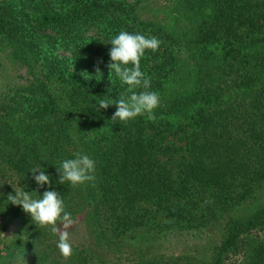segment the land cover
Returning a JSON list of instances; mask_svg holds the SVG:
<instances>
[{
  "label": "trees",
  "instance_id": "trees-1",
  "mask_svg": "<svg viewBox=\"0 0 264 264\" xmlns=\"http://www.w3.org/2000/svg\"><path fill=\"white\" fill-rule=\"evenodd\" d=\"M59 1L0 0V53L31 78L0 94V183L39 195L60 192L72 216L81 217L89 247L73 246L64 258L57 235L8 204L12 193L3 191L0 229L11 227L19 253L0 242V264H116L109 254L120 253L127 240H145L143 230L155 219L172 230L198 211L234 209L255 194L264 183V0H177L176 19L191 24L178 32L175 24L167 30L141 19L135 5L118 0ZM91 30L102 43H88ZM121 30L161 41L141 60L160 94L154 120L138 116L125 124L112 122L115 106L95 111L103 96L126 94L108 66L88 75L40 58L62 42L86 66L94 67L88 56L108 65L107 44ZM243 91L251 96L246 103ZM77 152L95 159L94 184L60 185L55 166ZM39 166L52 178L51 189L38 187L29 173ZM263 228L264 208L232 221L216 263L241 236ZM21 239L24 246L16 243ZM187 262L153 256L126 264ZM244 264H264V239L247 249Z\"/></svg>",
  "mask_w": 264,
  "mask_h": 264
},
{
  "label": "rangeland",
  "instance_id": "rangeland-1",
  "mask_svg": "<svg viewBox=\"0 0 264 264\" xmlns=\"http://www.w3.org/2000/svg\"><path fill=\"white\" fill-rule=\"evenodd\" d=\"M36 1V0H31ZM55 6H60L59 0H50ZM126 5H135L137 14L141 19L154 21L156 24L166 26L170 30L174 29L176 25V32L180 29H187L190 27V23L187 19L177 20L176 1L177 0H118ZM28 3V2H27ZM123 4V5H124ZM177 34V33H175ZM88 43L98 42L102 43V39L98 36L95 30H91L86 35ZM71 50L67 48L62 42H55L47 46L41 53L40 58L49 57L62 60L61 70L64 69H80L88 75H95L97 71H101L102 68L108 66L105 62L101 61L97 57L88 56L87 60L94 64V67H88L82 63L81 60H77L73 57ZM145 56L142 58L145 60ZM85 58V57H84ZM96 58V59H95ZM91 63V64H92ZM26 68L21 67L16 62L12 61L6 53H0V94L3 95L10 88L27 85L31 80L28 79ZM96 71V72H95ZM28 79V80H27ZM232 85V84H230ZM229 91H236L232 88ZM242 103L248 102L250 99V93L248 91L242 92ZM228 99V94H226ZM240 97V96H238ZM240 100V101H241ZM178 115L173 113L170 117V122L173 125L181 123ZM166 136V135H165ZM168 137V136H167ZM172 136H169L167 141L176 143ZM178 145H182L178 143ZM8 191L14 195V190L3 183H0V192ZM204 208V205H201ZM264 208V183L259 185L255 189V194L248 197L241 202V205L234 207V209H206V212H196V217L188 222H183L174 229L170 230L163 226V223H159L157 219L152 221L151 226H147L143 230L142 236L146 237L145 240L140 238H133L126 241L123 249L120 253L109 254L108 259L111 258L116 264H126L128 262L135 261L137 258L143 257H170V258H186L189 259V264H217V254L219 246L227 234L229 224L236 219H245L253 212ZM76 224L70 229L72 245L76 247H89L88 239L86 236V230L81 223V217L76 220ZM16 238L15 234L10 228L0 229V242L4 245H8L14 251L12 253L18 254V248L12 244ZM264 239V228L256 229L240 237L237 246L222 254L220 264H244L247 249L252 243ZM15 243V242H14ZM22 243V239L16 242ZM23 257V255H22ZM186 262V261H185Z\"/></svg>",
  "mask_w": 264,
  "mask_h": 264
},
{
  "label": "clouds",
  "instance_id": "clouds-1",
  "mask_svg": "<svg viewBox=\"0 0 264 264\" xmlns=\"http://www.w3.org/2000/svg\"><path fill=\"white\" fill-rule=\"evenodd\" d=\"M161 41L153 35L130 33L121 30L112 37L107 45H111L108 55L110 63L108 68L111 74L126 85V94L112 99L110 95L99 99L95 111L107 110L115 106L116 111L112 122L128 123L138 116H146L148 120L155 119L154 110L160 103V94L151 90V80L141 70V60L147 50L156 51ZM139 90V91H138ZM111 93V89L108 90ZM58 173V183L66 182L73 188L86 184H94L96 180V161L90 155L77 152L72 158L61 159L55 166ZM36 185L40 188H52V178L42 166L32 168ZM14 195L7 197L8 204L19 206L31 217L37 227L50 228L57 235L56 248L64 258L73 255L74 249L71 241L70 229L76 224V218L67 210L64 197L56 190L44 191L42 195L37 192H26L24 187L13 188ZM26 262L24 257L18 258Z\"/></svg>",
  "mask_w": 264,
  "mask_h": 264
}]
</instances>
